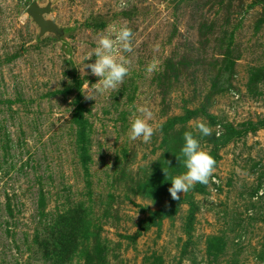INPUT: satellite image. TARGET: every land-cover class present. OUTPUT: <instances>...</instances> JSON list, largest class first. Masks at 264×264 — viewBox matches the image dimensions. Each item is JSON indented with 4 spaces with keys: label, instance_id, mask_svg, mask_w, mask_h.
Returning a JSON list of instances; mask_svg holds the SVG:
<instances>
[{
    "label": "rangeland",
    "instance_id": "rangeland-1",
    "mask_svg": "<svg viewBox=\"0 0 264 264\" xmlns=\"http://www.w3.org/2000/svg\"><path fill=\"white\" fill-rule=\"evenodd\" d=\"M34 1L65 47L36 41ZM125 2L0 0V264H264V0ZM124 25L130 74L85 99L86 56ZM141 106L149 143L128 138ZM185 131L216 170L173 200Z\"/></svg>",
    "mask_w": 264,
    "mask_h": 264
},
{
    "label": "clouds",
    "instance_id": "clouds-1",
    "mask_svg": "<svg viewBox=\"0 0 264 264\" xmlns=\"http://www.w3.org/2000/svg\"><path fill=\"white\" fill-rule=\"evenodd\" d=\"M125 0H120L119 8L126 7ZM134 32L127 25L119 28L112 27L101 34L96 41V47L86 56V60H91L95 56L94 63L85 64V69H90L92 75L98 77L95 84H91L87 94L82 93L85 99H94L96 94H104L110 91H118L125 78L130 74L131 61L124 53L133 51ZM158 48L157 46H154ZM159 61L153 58L145 71L152 74L158 70ZM139 115L134 114L128 130V138L131 141L142 140L149 143L155 133L154 127L149 123L153 119V112L146 106L138 107ZM194 129L200 136L212 135V127L203 120H197ZM219 135V132H217ZM184 143L181 147L183 166L185 172L171 178V187L168 192L173 200H180L179 194H184L194 188L196 184L209 185L213 180L216 170L215 158L201 147L199 139L193 135L192 131H185L183 134ZM180 157H177L179 160ZM107 167L111 168L109 164ZM165 177L168 176L167 169L163 168ZM260 194H264V189Z\"/></svg>",
    "mask_w": 264,
    "mask_h": 264
},
{
    "label": "water",
    "instance_id": "water-1",
    "mask_svg": "<svg viewBox=\"0 0 264 264\" xmlns=\"http://www.w3.org/2000/svg\"><path fill=\"white\" fill-rule=\"evenodd\" d=\"M52 6V1H49L46 5H40L37 1H34L27 8L26 14L38 28L37 42H40L47 35H52L65 47L67 45L66 36L71 29L60 26L55 19L50 17L53 12Z\"/></svg>",
    "mask_w": 264,
    "mask_h": 264
},
{
    "label": "trees",
    "instance_id": "trees-1",
    "mask_svg": "<svg viewBox=\"0 0 264 264\" xmlns=\"http://www.w3.org/2000/svg\"><path fill=\"white\" fill-rule=\"evenodd\" d=\"M78 80H79V79H78ZM78 80H77V82H78V84H80V81H78Z\"/></svg>",
    "mask_w": 264,
    "mask_h": 264
}]
</instances>
